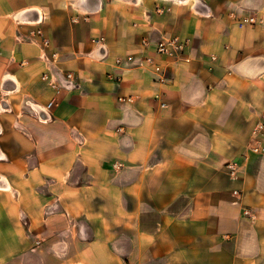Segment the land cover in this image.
<instances>
[{
	"label": "crops",
	"instance_id": "crops-1",
	"mask_svg": "<svg viewBox=\"0 0 264 264\" xmlns=\"http://www.w3.org/2000/svg\"><path fill=\"white\" fill-rule=\"evenodd\" d=\"M0 264H264V0H0Z\"/></svg>",
	"mask_w": 264,
	"mask_h": 264
},
{
	"label": "built area",
	"instance_id": "built-area-1",
	"mask_svg": "<svg viewBox=\"0 0 264 264\" xmlns=\"http://www.w3.org/2000/svg\"><path fill=\"white\" fill-rule=\"evenodd\" d=\"M254 19H251L250 22H254ZM45 45H48V42H45ZM144 45H148V42L145 41ZM188 44L187 42L181 41L179 38H172V39H167L164 41H161L160 43L157 44L156 46V55L157 56H161L162 58H168L170 60H172L173 62H180V60H182L186 48H187ZM57 55H54V57H56ZM130 62L132 60H129ZM119 63H121V61H119ZM142 65H147V66H151L153 67L155 73L159 76V80L160 81H165V69L164 67H162V65L157 64L155 62V60L151 57L149 58H145L142 61ZM74 78V75L72 73H67V79L69 81H71ZM43 80L51 87L56 88L57 89V85L53 82V80L50 78V76L48 74H45L43 76ZM53 102H51L48 105V108H52L53 106ZM261 129L263 127H260ZM115 167H117L118 169H120V166L115 165ZM229 168L231 170H234V166L231 164L229 165Z\"/></svg>",
	"mask_w": 264,
	"mask_h": 264
}]
</instances>
